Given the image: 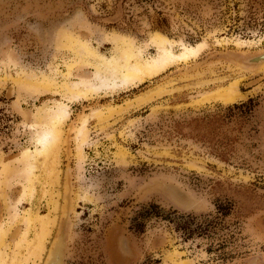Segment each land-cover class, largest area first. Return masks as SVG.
<instances>
[{"label":"rangeland","instance_id":"374dc122","mask_svg":"<svg viewBox=\"0 0 264 264\" xmlns=\"http://www.w3.org/2000/svg\"><path fill=\"white\" fill-rule=\"evenodd\" d=\"M158 41L196 55L129 85L102 68L90 96L63 88L99 87L100 59L128 47L150 61ZM260 53L264 0H0V264H26L36 214L55 222L45 251L66 230L64 264H264V64L224 56ZM60 106L50 180L35 153Z\"/></svg>","mask_w":264,"mask_h":264},{"label":"bare ground","instance_id":"6f19581e","mask_svg":"<svg viewBox=\"0 0 264 264\" xmlns=\"http://www.w3.org/2000/svg\"><path fill=\"white\" fill-rule=\"evenodd\" d=\"M157 44L159 45L158 54L154 59H151L150 61L140 60L138 54H135V52L133 54L132 51H130L128 47L120 48V50H118L119 53L121 51L120 55L118 53V55L111 57L110 59H107V60L106 59H100L99 65L97 67L98 72L100 73V74H98L99 78H100V83L98 84L99 87H97L95 85H88V84L85 85L82 83H78V84H75L72 88H69L68 85L64 84L63 88L66 89V93L70 96L71 95L76 96V97H81V96L85 97L87 95L90 96L92 93L100 90V87L106 86L109 83L107 76L105 74H103L104 70L102 71V68L106 69L107 71H110L111 73H109V74H112L111 76H115L116 78H120L122 81V84L129 85V84H134L135 82H139L142 79H144L145 77H149V76L151 77V75H154L160 71H163L168 66V64L170 62L174 61L175 59L185 60L188 58V56H195L196 55V52H194L192 50L190 51V50L184 49L180 55L174 56L171 48H167L166 47L167 45L165 46V43L163 41H158ZM224 56H226L230 60H232V58H234V60H236V62H237V58L235 56H230V55H224ZM263 58H264V56H262L260 59H263ZM256 61H258V60H256ZM78 85H81L82 87L77 88ZM69 98H71V97H69ZM46 116H48V117L44 116V120H43V122H45V128L42 129L40 134H38L39 135L38 139H37L38 149L36 150V153H35V154H37L38 158L35 161H39L41 165H44V168L46 171V172L45 171L44 172L47 173V177H48L47 179L51 180V179H53L52 176L54 175V173L52 172L51 168L47 165L49 162L53 163V160H55L54 158L58 155L59 149L61 148V146L63 144V140L61 138L62 134H61L59 128L67 120L68 113L64 110V108H61V106H60L56 111L47 113ZM76 132H77L76 138L78 140L81 139V137H83L82 128H79ZM78 140H77V142H78ZM30 157H31V155H30ZM80 157H81V149L79 146L77 149V152H76V158L80 159ZM27 158H29V157H27ZM24 159H22V160H24ZM27 162H29V161H27ZM28 165H31V166L25 168L24 174H25V178H26L27 182L30 185L25 190L27 192V195L30 196L32 194V191H34L33 190L34 188H32L33 187L32 186V181H33L32 178L33 177L31 178V176H33L32 170L35 169L36 167H38L39 165L38 166L33 165L36 167H32V164H28ZM38 168H41V167H38ZM39 170H41V169H39ZM3 174H4V172H3ZM16 175L14 174L13 176H16ZM11 176H12V174H11ZM18 177H21V176H18ZM4 178H6V177H4ZM13 178H12V180H13ZM65 179H66V182H65L64 187H63L64 192H63V196H62L63 197V205L60 208L62 212L60 214L59 221L61 219V216L64 217L65 213H66L65 206H64L66 193H68V196L70 197V192H71V185L69 182V176L66 175ZM1 182H3V181H1ZM67 183H68V185H67ZM54 185H55V183H54ZM167 185L177 186V185L171 184V183L170 184L169 183H157L156 188H159V189H161V191L168 194L170 200H172L173 203H175L176 205L184 207L185 205L179 204L174 199H172V197L170 196V191L167 188ZM4 186H6V185H4ZM76 195L77 194L75 192V196ZM54 203H56V202H54ZM187 206H190V205H187ZM69 208H70V206H69ZM71 208H70V210H71ZM70 210H69V212H70ZM30 218H32V224H33L32 227H33V229H35L34 234H33V238L30 240L29 243L27 242L28 246H26V247L24 246V249H21V247H19L20 248L19 252H16V254L20 253L19 255H23V250H24L26 253V254L24 253L25 254L24 255L25 262L24 263H26V264H41L44 261H46L44 264H64L63 263V255L65 252H67L65 247H68L65 245V241H66L65 240V234H67L66 230H64V232H65V234H64L63 230L61 229V232L59 231V234L57 233L58 235H56L54 238V241H52V245H51L49 251H45V243L47 242L48 238L51 235V227L54 226L55 222L52 225H50V222H49L50 220L48 219L47 214L43 215V216H39L37 214L31 215ZM55 218H56V216H55ZM7 223H9V222H7ZM65 224L66 225H64V226L71 225V223L68 224V220H67V223L65 222ZM7 225H5V226H7ZM10 227H11L10 225H8V227H6V229L4 227L3 231L0 232V243L2 242L3 237L7 234ZM66 229L69 230L71 228L69 226L68 228L66 227ZM13 235H15V233ZM23 236H24V234H23ZM12 237H14V236H12ZM50 244H51V242H50ZM66 244L68 245V242ZM2 247H4V246H2ZM15 251H17V250H15ZM44 251L46 252V259L45 258L42 259V255L44 254ZM47 252H48V256H47Z\"/></svg>","mask_w":264,"mask_h":264},{"label":"water","instance_id":"95a60500","mask_svg":"<svg viewBox=\"0 0 264 264\" xmlns=\"http://www.w3.org/2000/svg\"><path fill=\"white\" fill-rule=\"evenodd\" d=\"M259 55H262L263 56V53H260ZM225 58L228 60L229 63H232L231 65H234L235 67L238 66V67H240L241 69H243V70H245L247 72H251L250 70H255L257 68H260V67H262V64H264V59L261 60V61L259 60V62L258 61H255V62L240 63L238 61L236 62V60H234V58H232V60L228 59L226 56H225ZM161 181L162 180H157V181L153 182L152 189L154 191L160 193L165 198H167L171 203H173L172 200H170V198L168 197V194H166L163 191H161V189L156 188V184L159 183V182H161ZM52 241H54V239ZM52 241H51V244L49 245L47 251H49V249H50V247L52 245ZM47 256H48V252H47ZM45 259H46V255H45Z\"/></svg>","mask_w":264,"mask_h":264},{"label":"flooded vegetation","instance_id":"af4514ba","mask_svg":"<svg viewBox=\"0 0 264 264\" xmlns=\"http://www.w3.org/2000/svg\"><path fill=\"white\" fill-rule=\"evenodd\" d=\"M259 259L249 260L245 264H258Z\"/></svg>","mask_w":264,"mask_h":264}]
</instances>
